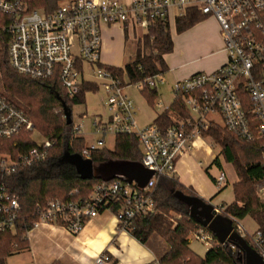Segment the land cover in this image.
Returning <instances> with one entry per match:
<instances>
[{"label": "built area", "instance_id": "2783aa9c", "mask_svg": "<svg viewBox=\"0 0 264 264\" xmlns=\"http://www.w3.org/2000/svg\"><path fill=\"white\" fill-rule=\"evenodd\" d=\"M186 7L216 19L226 60L213 71L194 72L175 81L171 90L173 98L182 99L183 115L170 108L167 127L153 122L139 128L134 102L124 92L130 85L128 76L111 72L101 61L102 26L127 22L146 30L152 20L168 18L174 9L181 14ZM0 29L9 36L8 62L18 74L34 80H55L70 98L85 83H94L102 90L104 113L90 121L91 134L97 138L84 145V158L104 148L107 135L132 134L141 149V164L153 171L143 188L119 178L99 180L84 199L55 198L38 204L36 219L27 232L40 225L57 224L77 234L101 211L112 212L118 229L129 232L137 216L154 208L153 192L160 177L175 176L178 160L192 151L197 139L206 137L209 126L221 125L246 141L264 139V0H66L52 10L29 9L23 0H0ZM161 76H147L135 85L156 88L158 82H164ZM84 125V121L73 123L71 134L85 140ZM34 131L28 113L0 91V139ZM53 144L44 138L17 154L0 152V172L8 174L44 162ZM215 182L218 187L225 184L223 171ZM262 190L264 183L258 192ZM19 209L18 197L0 185V234L14 231ZM214 209L220 214L224 206ZM229 218L237 234L247 235L240 219ZM190 239L208 247L215 244L213 233L203 226L196 228ZM252 239L264 259L261 231L256 230ZM108 259L102 253L93 262L103 264Z\"/></svg>", "mask_w": 264, "mask_h": 264}, {"label": "trees", "instance_id": "16d2710c", "mask_svg": "<svg viewBox=\"0 0 264 264\" xmlns=\"http://www.w3.org/2000/svg\"><path fill=\"white\" fill-rule=\"evenodd\" d=\"M23 1L29 9L52 10L58 5V0ZM205 17L198 9L186 7L174 18L175 31L180 33ZM8 39L9 36L0 29L2 87L27 106L36 130L44 138L53 140L54 144L44 162L19 168L8 174L0 172V185L14 193L20 204L14 231L0 234V263L13 251L26 247L25 235L36 219L38 204L44 205L47 200L55 198L84 199L94 183L100 180L81 178L73 164L61 160L65 150L69 154L84 158L81 154L85 145L84 138L71 134V106L83 101L84 94L95 91L97 85L85 83L79 93L70 98L55 80H34L18 74L8 62ZM172 49L173 40L168 18H156L137 38L132 61L122 67H105L115 74H126L129 83L135 85L143 82L147 76L166 72L164 55ZM138 89L151 102L157 96L156 88L143 85ZM55 107H61V110L52 113ZM170 108L183 115L181 97L174 98ZM170 108L159 112L154 123L161 128L167 127L171 123L168 113ZM30 135L31 133H25L14 139H0V152L17 154L37 145ZM204 136L210 137L220 147V155L226 162L232 163L238 178L232 185L234 199L229 204H222L224 210L220 216L238 219L247 215L252 217L264 240V201L259 199L254 189V184L264 179V139L246 141L221 125L209 126ZM141 157L136 137L132 134H119L114 137L113 149L104 147L95 150L89 159L93 163L107 159L141 163ZM212 163L221 167L219 155ZM208 175L215 180L209 173ZM194 198L200 197L192 189L180 184L175 177H160L153 192L154 208L146 215L137 216L129 233L142 243L154 235L164 241V251L157 260L158 264H246L245 250L236 238L220 243L213 234L215 244L208 247L204 255H199L189 246L188 234L202 226L191 214V202ZM170 212L180 215L175 223L168 216ZM242 239L257 252L252 237L245 235Z\"/></svg>", "mask_w": 264, "mask_h": 264}, {"label": "crops", "instance_id": "0c3cea01", "mask_svg": "<svg viewBox=\"0 0 264 264\" xmlns=\"http://www.w3.org/2000/svg\"><path fill=\"white\" fill-rule=\"evenodd\" d=\"M144 32L145 29L133 27L127 22L103 25L101 29L103 65L122 67L112 62H117L121 50L130 39L136 49L137 38ZM171 37L173 49L164 55L167 65L164 73L168 76L170 89L175 81L184 79L194 72L213 71L226 60L219 25L213 16H206L188 29L176 32L174 36L171 34ZM171 103L167 108H170ZM216 156L211 144L203 139H197L192 151L178 160L174 176L180 184L192 189L196 195L213 206L226 205L234 199L233 197L229 203H213L225 185L218 187L215 180L208 175L209 168L215 165L212 162ZM212 177L215 179L216 176ZM261 181L264 183V180ZM258 195L259 199L264 201V190L258 192ZM247 219L251 221L247 223L253 225L247 236L252 237L258 226L248 215L240 221L244 222ZM25 238L26 247L13 251L0 264H94V257L102 253L109 257L103 264H152L164 251V246L159 240H155L158 244L147 246V242L142 243L129 232L119 230L115 215L109 211L99 212L97 216L88 220L77 234H72L61 225L45 224L31 229ZM190 240L188 239L189 245ZM207 248L208 246L203 251H194L203 255L201 253H205Z\"/></svg>", "mask_w": 264, "mask_h": 264}, {"label": "rangeland", "instance_id": "374dc122", "mask_svg": "<svg viewBox=\"0 0 264 264\" xmlns=\"http://www.w3.org/2000/svg\"><path fill=\"white\" fill-rule=\"evenodd\" d=\"M66 0H58V4L64 3ZM179 11L177 9H174L173 14L170 13L168 17L169 25H170V31L172 36L175 35L174 26H173V19L175 15H178ZM133 42V41H132ZM131 42V39L126 42V45L121 50V53L119 54V58L117 63L119 66H124L126 63L132 61L134 59L135 55V47L134 43ZM103 58H101L102 60ZM103 61V60H102ZM164 80L163 83L158 82L157 83V96L156 98L151 102L146 99V97L142 94V92L138 89L136 85L130 84L127 85V87L124 89V92L133 100L134 106H135V122L136 125L139 128H144L154 122L155 117L159 112L164 110L172 101L173 94L172 90L170 89V82L168 80V76L166 73H164L161 76ZM0 91L7 96L10 100L15 102L17 105L21 106L29 115L27 106L21 102L16 97H13L9 92L5 91L2 87L1 80H0ZM103 97V92L101 89L95 90V91H87L83 96V101L74 103L71 106V118L72 123H78L80 121H84V137H85V144L91 142L92 140L96 139L97 136L91 134L92 130L90 129V121L94 116H97L98 114L104 113V107L101 102V98ZM158 102H162V105H158ZM57 112V107L53 108L52 113ZM30 117V115H29ZM31 118V117H30ZM32 120V119H31ZM33 122V120H32ZM36 130V127H35ZM31 139L34 140L36 143H41L44 140V137L40 135V133L36 130L31 133ZM106 143L105 147L108 149H113L114 147V137L112 135H107L105 137ZM205 142H208L211 144L213 151L216 155H219L221 167H218L216 165H212L211 168H209V173L212 176H217L219 172L223 171L226 175V182L223 186L222 190L217 194L216 200H214L213 203H229L233 199V182L237 179V175L235 173L234 167L231 162H226L222 155H220V147L210 138L205 137L203 138ZM259 183V182H258ZM263 185V182L261 181L258 185L257 182L254 184V189L256 194L258 195V188ZM259 197V195H258ZM171 221L173 223L176 222L177 219L180 218V215L174 212H170L168 214ZM250 219H247V221L241 222L244 228L247 232H251L253 228L249 225ZM196 230V229H195ZM193 230V231H195ZM191 231L188 234V239L191 238ZM155 240H159L162 245H164V241L157 236L154 235L152 239L150 238L147 241V246H154L155 244H158ZM193 250L197 251H203L204 248L207 246L204 245L202 242L191 239L190 245ZM201 254L204 255V252Z\"/></svg>", "mask_w": 264, "mask_h": 264}, {"label": "water", "instance_id": "95a60500", "mask_svg": "<svg viewBox=\"0 0 264 264\" xmlns=\"http://www.w3.org/2000/svg\"><path fill=\"white\" fill-rule=\"evenodd\" d=\"M61 160L70 162L75 166L76 173L81 178H95L110 180L119 178L125 182L134 181L139 188L145 187L153 175V171L145 168L140 162L121 159H107L99 163H93L91 159L81 158L78 155L64 151ZM191 214L203 226L207 227L216 237L218 242L236 238L240 241L246 254V264H264V259L254 249L247 245L242 237L233 230L231 218L221 217L214 206L200 198H194L191 202Z\"/></svg>", "mask_w": 264, "mask_h": 264}]
</instances>
